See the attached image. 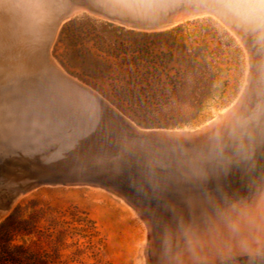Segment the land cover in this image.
Returning <instances> with one entry per match:
<instances>
[{"label": "rangeland", "instance_id": "rangeland-1", "mask_svg": "<svg viewBox=\"0 0 264 264\" xmlns=\"http://www.w3.org/2000/svg\"><path fill=\"white\" fill-rule=\"evenodd\" d=\"M58 1L59 8H56L50 0H35L34 5L37 7L34 10L36 9L35 11L38 13L34 16L37 22L39 20L47 21L52 13L61 12L67 1ZM93 1L114 14L141 19L145 21V24L163 22L173 10H181L187 4L212 7L202 10L208 14L197 17L196 13H190L189 17L186 15L179 21H174L178 24L166 29H153L150 27L153 24H146L150 27L147 28L148 30H167L179 26V29L174 32L178 42L188 44L193 50H197L198 47L203 48L207 60L213 63L217 71L216 81L211 92L204 102L196 106L191 103L195 94L191 86L174 90L172 93L173 107L178 108L177 111L185 113L195 109L198 105L201 107L199 114L191 123L184 122L174 126L139 124L140 118L131 109L128 102L119 106L108 97L111 102L106 100L98 89L100 93L91 88L88 82L67 70L60 59H64V55L71 53L73 48L62 43L58 44L59 35L66 19L59 27L51 47V57L67 75L76 80L80 78L88 83L89 85L79 80L99 93L103 99L116 106L140 127L197 129L215 119L218 111L234 105L238 100L246 101V103H242L243 108L246 109H242L240 120L247 118L248 114L254 119L262 117V120L244 127L248 130L241 135L242 132L237 130L240 121H237V125L230 127L225 133L226 135L220 139L212 138L217 141L211 146L212 150L209 152V157L217 164H219L217 159L219 152L225 159L223 161L228 164L235 161L232 170L241 167V159L247 157L253 148L251 140L257 139L254 142H258L264 138V67H262L264 66V61H262L264 60V22L262 23L264 21V0H162L156 7L152 6L155 3H153L154 0H144L140 3L142 10L125 8L113 0ZM47 9L49 10L47 11ZM152 9L154 11L148 13ZM86 15L88 14H80L76 17L82 18ZM244 25H247L248 28ZM234 26L237 29L243 28L241 31L246 35L251 33L252 35L248 36L251 42L258 41L261 45L255 42L256 44H252L253 46L249 48ZM257 27H260L261 31ZM140 28L139 30H144ZM254 29L257 31L255 32ZM35 30L30 31V36L34 45L33 54L36 53L38 56L42 32L39 28ZM249 31L250 33H248ZM253 32L259 35L257 36ZM258 51L261 56L263 54V58ZM251 52H253V56H250ZM255 67L262 69L260 76ZM71 69L82 72L79 66L74 65ZM67 71L78 78L70 75ZM11 74L13 73L6 72L0 80V157L3 160L12 157L9 161H5L10 165L7 169H3L7 172L0 175V222L11 214L16 206L21 205V219L34 220L35 226L45 233H47V229L55 232L53 240L44 233L34 231L30 234L16 235L14 242L24 243L31 250H38L40 258L44 252L52 254V257L47 259L42 256L47 260V264H154L145 221L140 218L137 209L109 185L99 182H86L85 184L45 183L26 190L30 184L27 182L30 178L22 174L23 164L31 166L35 162L45 160L51 164L52 160L60 155L77 153L88 145L92 138L97 137V131L88 136L84 135L90 131L93 124L88 115L92 117L93 114L94 116L98 114L97 111L94 113L91 110L92 101L90 98L71 90L70 79L62 76L52 67L23 77ZM98 82L110 93L113 91L109 80L104 79ZM249 88L251 89L249 90ZM86 93L92 95L91 92L87 91ZM168 115L171 114L167 111L156 113V117L160 119H164ZM146 117H152V115L146 114ZM256 129L258 132L254 131ZM80 138L82 139L80 140ZM78 140L80 145L75 147ZM64 148L65 150L62 151ZM89 149L88 154L95 152L93 146H90ZM67 150L69 151L66 152ZM233 152L236 153L233 154ZM35 166L38 167L37 164ZM2 211L4 212L1 214ZM158 246L161 247L160 243Z\"/></svg>", "mask_w": 264, "mask_h": 264}, {"label": "bare ground", "instance_id": "bare-ground-1", "mask_svg": "<svg viewBox=\"0 0 264 264\" xmlns=\"http://www.w3.org/2000/svg\"><path fill=\"white\" fill-rule=\"evenodd\" d=\"M34 1L35 0H0V80L2 79V77L4 76V74L6 72L13 73V74H11L12 76L23 77V76H27L30 74H35L36 72H38L40 70H46L47 68L52 67L58 73H60L62 76L66 77V78L68 77L70 79L71 87H72L71 90H73L75 93L83 94V96L85 95L89 99L90 95H88L86 93L88 91V92H91L92 96L103 98L99 93H97L93 89L87 87L85 84L81 83L79 80H76L75 78L67 75L63 71V69L53 61V59L51 57V47L53 45V42L55 41L59 27L61 26V24L65 20V19H62L60 17L64 11V8L66 7V5L64 6V8L61 12L55 13V14L52 13L49 20H47V21H44V20L40 21L39 20L37 22V20L35 18V16H36L35 14H37L38 12L36 13V11H35L36 9L34 10V8L37 7L36 5H34ZM50 1L54 5V7L59 8V1L58 0H50ZM113 1L115 3H117L118 5L123 6L125 8H135V9L142 10V4H140V3L143 2L144 0H113ZM161 1L162 0H154L153 3L154 2L155 3L152 6L156 7L157 4H159ZM45 6H46V4H45ZM38 8H40V7H38ZM83 8L84 7L82 5H77L73 9L72 14L80 12ZM211 8L212 7H208L207 5L187 4L181 10L178 9V11H174V10L172 11V13H173L172 20L173 21H176V20L179 21L180 18H182L186 15L189 17L191 15L190 13H195V12L199 13L198 11H202L205 9H211ZM154 9H152L148 13H152L154 11ZM48 10L49 9H47V11ZM109 12H111V11H109ZM39 14H40V12H39ZM50 14H51V12H50ZM188 14H190V15H188ZM168 16H169V14L165 17V19ZM225 16H227V15H225ZM40 17H42V16H40ZM44 17H46V16H44ZM121 17L128 18L130 21L135 20V21H138V22L145 24L144 23L145 21L141 20V19H134V18L124 17V16H121ZM225 18H228V17H225ZM261 19L263 20V17ZM232 20H234V19H232ZM236 20H238V19H236ZM236 20H234V21H236ZM234 21L233 22L231 21V22L234 23ZM241 21H243V20H241ZM263 22L264 21H262V23ZM256 23H260V22H256ZM241 24H243V23L241 22ZM129 25H132V24L129 23ZM247 25H248V23H247ZM247 25H244V26H247ZM253 26H255V25H253ZM37 28L41 29V32H42L41 37H40V43H39L40 52H39L38 56H36V53L33 54L34 53V45L32 43V38L30 36V31H32V29L37 30ZM247 28H248V26H247ZM247 28L245 29L246 31H247ZM253 28H255V27H253ZM234 29L243 37V39L245 40V42L249 48H251L253 46L252 44H254L255 42L258 43V41L254 42L253 40L252 41L254 43L251 42V39L248 37L251 34L250 31L248 32L250 34L247 33L248 35H246V33L241 31V29H243V28L237 29L234 26ZM256 29H254L255 32L257 31ZM258 30H260V27L258 28ZM252 31H253V29H252ZM259 33H261V32H259ZM254 34H256L257 36L259 35L258 33H254ZM260 36H259V38H261ZM263 36H264V34H263ZM261 43H263V42H261ZM258 44L261 45L260 43H258ZM261 48H262V46H261ZM259 50L261 51V49H259ZM252 53L253 52H251L250 56H253ZM258 53H259V51H258ZM261 53H262V51H261ZM249 54H250V52H249ZM263 54H262V56H263ZM259 55H260V53H259ZM262 56H261V58H263ZM261 58H259V60H261ZM262 61H264V60H262ZM251 65H252V63H251ZM260 65L262 66V64H260ZM255 66H256V63H255ZM262 67H264V66H262ZM255 68H256L258 75L260 76V70H262V69H259L257 67H255ZM263 70H264V68H263ZM259 76H258V78H259ZM250 89L251 88H249V90ZM60 90H61V88H60ZM247 93H249V91H247ZM245 95L247 96V94H245ZM81 98H82V96H81ZM243 102L246 103V101L238 100L234 105H232L228 108H225L221 111H218L217 116L215 115L216 116L215 119H213L207 125H203L197 129H192V128H184V129H164V128H162V129H159V128H157L154 130L158 133H165V134L173 136V137H181L184 140H181L179 138L176 140L186 141V142L167 143V145L161 144L160 142L159 143H153V144H150L147 141L143 142V143L150 144V146H148V147L150 148L151 151H148V154H147L148 156H145L144 158L141 159V161L139 162V166L136 167V170L138 172V176L141 179V181L144 180L143 182L145 184H147L149 186V188L151 187L154 189V187H152V185L156 186L157 193H159V196H160L159 198L162 199L160 201V203L159 202L157 203V205L155 203H153V205H151V204L147 203V201H143V199L141 197H139L140 199L135 197V195L130 197L123 190L109 185L110 188H112L114 191L117 192V194L121 195V197L124 198L130 205L135 207L137 209L136 211L141 216L140 218H143V220L145 221L144 223L146 224L145 226L147 228V232H148V236H149V241H150L149 245L151 247V254H152L154 264H161V256H160V250L161 249H159L161 247H159L158 244L161 242L162 225L164 222L168 221L171 218L172 207L174 205H178L181 202L184 194L189 189H191L193 187V184H192L191 179H190L192 174L198 168H201V167L210 168V169H213L214 171L217 170V168H218L219 164H217V162L211 160V158L209 157V152L212 150L211 146H213L214 143L217 141V140H212V138L220 139L222 136L226 135L225 133L228 131V129L230 127L234 126L237 121H240V122H238V125L237 124L236 125L238 126L237 130L242 132V133H240V135H241L248 130L247 128H244V127L252 124L253 122L262 120V117H260L258 119L257 118L254 119L250 114H248L249 116L247 118H243L240 120V115H241L242 109H246V108H243V104H242ZM247 102H248V100H247ZM112 107L117 109L139 131L147 130L144 127H140L133 120L128 118L126 115H124L116 106L112 105ZM254 131H257V129ZM254 136H256V135H254ZM255 140H257V139L251 140V145L253 146V148L248 153V156L245 157L244 159H241L242 160L241 167H239L236 170H232V168L234 166V162H235V161H232L230 164H228L226 173L221 175L220 179L222 181H224L225 183H230L234 187H244L250 181L257 180L260 178H264V138L258 142H254ZM243 144H245V143H243ZM108 148H109V150L105 152L106 153L105 156H101V157L97 158L96 160H94L95 161L94 164L96 166L98 165L99 168H103V169L106 168L105 165L102 166L100 164L103 162H107V164H108V162L112 158V156L110 154L112 153L113 148H115V146L113 144H111V146H109ZM225 149H228V148H225ZM123 150L124 149H120L121 152H124ZM234 153H236V152H233V154ZM207 159H209V160H207ZM223 160H225V159H223ZM160 161H165V163L160 164L159 163ZM168 164L171 165V167H172L171 170H173L174 172L172 171L173 176H167L166 177L165 173H163L161 171L162 170L161 167H164V168L167 167L168 168V166H167ZM82 184H85V183H82ZM105 188H107V187H105ZM112 189H111V191H112ZM107 190H108V188H107ZM166 191L182 195V197L178 200L170 199L172 196L166 197L165 196V195H167V193H165Z\"/></svg>", "mask_w": 264, "mask_h": 264}, {"label": "trees", "instance_id": "trees-1", "mask_svg": "<svg viewBox=\"0 0 264 264\" xmlns=\"http://www.w3.org/2000/svg\"><path fill=\"white\" fill-rule=\"evenodd\" d=\"M178 29L179 26L167 30H139L116 26L90 15L75 17L63 25L58 39V44L71 46L73 51L60 60L67 70L112 102L119 106L128 102L139 116V124L191 123L201 107L198 105L185 113L177 111L178 108L173 107L172 93L191 86L195 92L191 103L196 106L211 92L217 71L207 60L203 48L193 50L188 44L178 42L174 33ZM74 65L82 72L72 70ZM104 79L110 81L111 93L98 82ZM164 111L171 115L164 119L156 117V113ZM21 210V205L16 206L0 222V264H47L45 259L52 254L44 252L41 255L45 259L40 258L38 250L15 243L14 238L37 231L53 240L55 232L47 229L45 233L35 226L34 220L21 219Z\"/></svg>", "mask_w": 264, "mask_h": 264}, {"label": "clouds", "instance_id": "clouds-1", "mask_svg": "<svg viewBox=\"0 0 264 264\" xmlns=\"http://www.w3.org/2000/svg\"><path fill=\"white\" fill-rule=\"evenodd\" d=\"M217 170L198 168L193 187L162 225L161 264H264V178L234 187Z\"/></svg>", "mask_w": 264, "mask_h": 264}, {"label": "water", "instance_id": "water-1", "mask_svg": "<svg viewBox=\"0 0 264 264\" xmlns=\"http://www.w3.org/2000/svg\"><path fill=\"white\" fill-rule=\"evenodd\" d=\"M77 5H82L84 8L79 13L72 14L73 9ZM198 12L199 13L195 12L197 14V17L208 14L207 12L203 11ZM80 14H88L98 19L109 21L111 23L131 29H139V27H141L140 29L144 30H148L147 28L150 27L153 29H166L178 24L174 23V21L172 20L173 13L171 12L163 22H157V24L151 22L146 23L149 25L153 24L149 27L141 22L135 20L130 21L128 18H123L117 14H113L106 8L95 3L93 0H67L66 7L64 8V11L61 14L60 18L66 19L64 22L66 23L67 21ZM129 23L132 25H129ZM69 74L72 75L71 73ZM78 79L81 80L80 78ZM86 84L89 85L88 83ZM89 86L97 90L93 86ZM100 94L104 98L108 99L102 93ZM89 97L92 101V105L90 106V108L94 113L97 110L98 115L94 116L93 114L92 117L88 115L89 118H91V120L93 121V124L90 131H88L84 136L91 135L93 132L97 131V137L92 138L88 145L85 144L86 146H84L83 149H81L77 153L70 155H60L59 157H56V159H53L52 162L50 161L51 164L48 163V160H45L43 162H35L31 166L26 165V163L23 164L22 174L30 178V180L27 181L30 184L26 188V190L45 183L76 184L86 182H99L105 185H111L113 187L119 188L130 197L135 195V197H141L143 201H147V203L151 205H153V203L157 205V203H160L162 199L159 198L160 196L159 193H157L156 186L152 185L154 189L151 187L149 188V186L143 182V179V181H141L138 176L136 167L139 166V162L142 158L148 156V151H151L148 147L150 146V144L160 142L161 144L167 145V143H178L186 141H178L176 140L178 138L181 140L184 139L181 137H173L165 133H158L154 131L155 128L168 127L143 126L147 130L139 131L129 122L126 117H124L117 109L112 107V104L110 103L111 101L109 99L108 100L110 102H107L101 97H95L92 95ZM81 139L82 138H80V140ZM144 141H147L150 144L143 143ZM111 144L115 146L112 153L110 154L112 158L110 159L108 164L107 162H103L100 164L102 166L105 165L106 168H99L98 165L96 166L94 164V160L101 156H105V152L109 150L108 147L111 146ZM78 145H80L79 140L74 146L76 147ZM90 146H93L95 148V152L92 154H88L90 152ZM120 149H124V152H121ZM64 150L65 148L62 149V151ZM69 150H67L66 152H68ZM11 158L12 157H8V159L6 158V160H3L0 157V175L7 172L3 171V169H7L10 165L5 163V161H9ZM15 158L17 159L18 157ZM159 163H165V161H160ZM36 164L38 165V167L35 166ZM167 166L168 168L161 167V171L165 173L166 177L173 176L171 165L168 164ZM165 193H167V195H165L166 197L172 196L170 199L178 200L182 197V195L176 193L167 191ZM3 212L4 211H2L1 214Z\"/></svg>", "mask_w": 264, "mask_h": 264}]
</instances>
